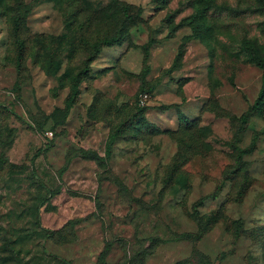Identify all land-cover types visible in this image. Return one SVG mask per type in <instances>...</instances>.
<instances>
[{
	"label": "rangeland",
	"instance_id": "1",
	"mask_svg": "<svg viewBox=\"0 0 264 264\" xmlns=\"http://www.w3.org/2000/svg\"><path fill=\"white\" fill-rule=\"evenodd\" d=\"M245 39L264 0H0V264H264Z\"/></svg>",
	"mask_w": 264,
	"mask_h": 264
},
{
	"label": "trees",
	"instance_id": "2",
	"mask_svg": "<svg viewBox=\"0 0 264 264\" xmlns=\"http://www.w3.org/2000/svg\"><path fill=\"white\" fill-rule=\"evenodd\" d=\"M204 14V15H203ZM202 18H204L205 13L201 12ZM132 18L128 17L126 21H131ZM17 25V23H16ZM128 36V27L124 23L119 29L118 32L115 36L109 37V38H104L100 41H97L92 45L91 49V54L87 58V62H91L95 59V57L99 54L100 49L103 47H113V46H120L124 43ZM241 51L246 54L247 60L250 63L255 64L259 69L264 71V51L261 50V48L256 45L253 41L245 39L242 42L241 45ZM23 58V47L19 46L18 53L16 56V69L19 71L20 69V64ZM89 68L86 65L84 69L82 70L81 73L76 75V77L73 79V83L71 85V93L67 97L65 101V112L68 113L72 106L75 104V101L79 95V84L82 82L84 78H87L89 76ZM263 113L264 112V74H263V79H262V87L261 90L258 93V96L252 106L250 107L249 111L247 114L250 113ZM247 114L242 116L241 120L243 122L246 121ZM179 120L182 124L185 125H192L190 121H188L186 118L183 116L179 117ZM114 138L112 137L110 139V142H112ZM110 145H108V148ZM202 231L200 229L199 233L196 235H191V234H183L181 235L182 238H196L200 239L201 238Z\"/></svg>",
	"mask_w": 264,
	"mask_h": 264
},
{
	"label": "built area",
	"instance_id": "3",
	"mask_svg": "<svg viewBox=\"0 0 264 264\" xmlns=\"http://www.w3.org/2000/svg\"><path fill=\"white\" fill-rule=\"evenodd\" d=\"M146 98H147V96L146 95H142L141 97H140V100H139V102H140V104H143V102L146 100Z\"/></svg>",
	"mask_w": 264,
	"mask_h": 264
}]
</instances>
